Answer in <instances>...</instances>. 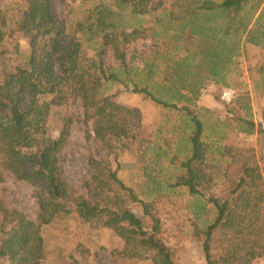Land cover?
Listing matches in <instances>:
<instances>
[{
	"label": "trees",
	"instance_id": "obj_1",
	"mask_svg": "<svg viewBox=\"0 0 264 264\" xmlns=\"http://www.w3.org/2000/svg\"><path fill=\"white\" fill-rule=\"evenodd\" d=\"M165 2L111 0L97 4L71 25L60 18L54 0H26L17 15H8L0 3V182L6 173L26 181L39 205L33 220L0 202V264H45L48 251L43 227L71 218L113 229L125 239L126 248L121 251L125 255L134 257L141 249L150 250L155 264H176L175 252L166 243L160 217L153 210L162 193L150 203L142 202L152 222L148 227L128 206L141 201L133 187L101 159L89 157L90 176L82 189L65 176L61 153L70 135L71 115L64 117L58 138L46 135L43 121L51 106L71 98L80 101L86 126L92 124L86 129L88 137L94 132L108 145L112 138L136 137L141 110L121 104L108 92V84L115 82L179 111L190 129L178 145L189 154L169 187L187 188L201 214L208 207L205 202L200 205L197 197L213 206L212 220L194 223V232L203 241L205 264H255L264 259V177L257 157L253 149L236 148L238 154L247 151L242 165L234 163V154L219 178L220 171L214 169L217 162L203 138L206 125L192 108L209 82L230 86L227 75L246 43L264 49V0H183L181 4L174 0L171 5L179 4L184 17L174 28L170 47L180 53L151 50L146 56L143 51L142 67H130L128 44L161 34L156 27L144 28L143 17L158 8L165 10ZM164 12L156 23L165 26L167 33L175 25ZM16 32L30 37L32 49L21 64L13 65L5 41ZM109 49L121 61V68L106 65ZM259 71L264 76V65ZM260 86L264 90V83ZM46 94H53L52 99L41 101ZM245 98L239 102L250 108L249 97ZM237 120L242 124L240 131L248 134L257 126L262 128L252 118L237 116ZM158 155L167 156L168 151ZM200 213L196 217L201 218Z\"/></svg>",
	"mask_w": 264,
	"mask_h": 264
},
{
	"label": "rangeland",
	"instance_id": "obj_2",
	"mask_svg": "<svg viewBox=\"0 0 264 264\" xmlns=\"http://www.w3.org/2000/svg\"><path fill=\"white\" fill-rule=\"evenodd\" d=\"M173 1L166 0L167 10H162V7L144 15V28L156 27L161 34L154 38L146 36L128 44L126 59L130 67H142L140 54L143 51L146 56L151 50L166 52L170 49V55L180 53L170 46L173 43L171 37L174 28H177L184 17L179 5L183 0H179L178 5H171ZM110 2L111 0H54L60 18L68 25L82 19L97 4ZM0 3L8 15H17L25 7L26 0H0ZM163 12L168 13L169 19L173 18L172 25H175L167 33L163 30L165 26L156 23L157 17ZM164 25L171 26L167 23ZM147 33L148 30L145 31ZM5 42L10 47L8 59L13 65L21 64L32 49L30 37L22 32H16ZM88 53L93 55L94 52L90 49ZM105 61L109 67L121 68V61L115 57L112 49L105 55ZM262 65L264 49L246 43L241 55L235 59L233 71L227 75L230 86H217L209 82L202 89L198 105L192 107L206 125L203 138L210 145V157L217 162L214 169L220 171L219 178L235 158L234 154L237 156L234 163L242 165V157L247 151L239 150L238 154L235 153L236 148L253 149L264 177V90L260 86L264 83V76L259 71ZM130 75L133 76L134 73ZM108 87V92L114 94L118 102L141 110V124L134 129L136 137L122 140L112 138L109 145L105 144L94 132L91 137L87 136L86 129H91L92 124L86 126L83 122L79 100L70 98L64 103L53 104L50 114L43 121L48 137L58 138L64 128V117L71 115L73 118L69 138L61 153L65 176L72 185L82 189L90 176L89 157L94 155L101 159L108 167L117 171L126 185L133 187L141 201H131L128 206L148 227L152 222L145 215L142 202L150 203L158 198V193H162L153 210L160 217L166 243L175 252L176 264H205L203 241L195 234L194 223L202 225L205 220H212L213 206L206 202V198L197 197L200 205L205 202L208 207V212L201 214L200 206L195 202L196 197L187 188L169 187L180 172L181 161L189 154L178 145L190 129L186 128L179 111L164 108L144 93L133 92L118 82L109 83ZM52 97L53 94H46L40 100L50 101ZM245 97H249L250 108L239 102V98L246 101ZM237 116L252 118L256 124L262 123V128L259 130L257 126L253 134L242 132V124L238 122ZM143 139L146 141H142ZM162 150H167L168 155H158ZM5 177V181L0 182V202L24 211L31 219L36 220L39 205L37 198L33 196V187L11 173H6ZM222 180L223 177L220 181ZM196 213H200L201 218L196 217ZM43 235L48 251L45 264H155L154 252L150 250L141 249V254L134 257L123 254L121 251L126 248L125 239L113 229L99 224L84 223L74 218L65 219L60 223L45 225ZM255 264H264V259L257 260Z\"/></svg>",
	"mask_w": 264,
	"mask_h": 264
},
{
	"label": "crops",
	"instance_id": "obj_3",
	"mask_svg": "<svg viewBox=\"0 0 264 264\" xmlns=\"http://www.w3.org/2000/svg\"><path fill=\"white\" fill-rule=\"evenodd\" d=\"M206 96V95H205ZM202 97V96H201ZM207 99H208V97H207Z\"/></svg>",
	"mask_w": 264,
	"mask_h": 264
},
{
	"label": "built area",
	"instance_id": "obj_4",
	"mask_svg": "<svg viewBox=\"0 0 264 264\" xmlns=\"http://www.w3.org/2000/svg\"><path fill=\"white\" fill-rule=\"evenodd\" d=\"M227 93V92H226Z\"/></svg>",
	"mask_w": 264,
	"mask_h": 264
}]
</instances>
